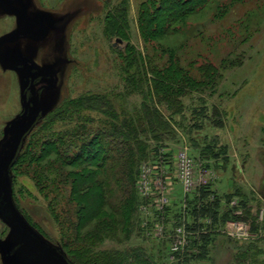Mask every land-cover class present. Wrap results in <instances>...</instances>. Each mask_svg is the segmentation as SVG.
<instances>
[{"label": "rangeland", "instance_id": "rangeland-1", "mask_svg": "<svg viewBox=\"0 0 264 264\" xmlns=\"http://www.w3.org/2000/svg\"><path fill=\"white\" fill-rule=\"evenodd\" d=\"M122 1L0 0V40L11 38L22 22L20 14L4 10L1 5L23 8L28 20L26 26L33 30L34 35L33 38H22L14 44H4L0 48L1 56L14 69L30 70L37 76L45 69L56 78L53 88L43 87L37 90L40 97L38 119L43 114L45 118L66 98L87 93L126 94L120 75L123 66L121 55L130 43L143 50L144 44L137 22L138 9L143 0H124L130 23L127 41L110 37L105 32L107 16ZM230 2L234 4L226 17H214L217 5H228ZM173 44L176 48L181 47L178 54L180 61L196 78H200L198 67L206 64L218 67L221 77L215 89L192 94L184 99L183 113L175 115L171 123L176 139L164 143L166 148L160 147L156 154L141 164L137 179V192L141 200L138 207V227L132 229L130 239L122 240L119 226L118 233H107L95 250L124 249L126 252L136 247L143 248L147 255L155 256L157 264H264V202L258 200L254 203V210L252 208V215L258 224L256 231H253L248 223L250 220L245 217L229 220L247 223L252 229V237L238 240L221 230L216 231L207 255L203 258H200L202 251L196 246L190 247V244L187 249L175 254L171 249L175 243L171 236H175L183 225L189 234L187 238L191 245L194 232L209 228L201 223L206 217L198 223L204 225L201 231L193 229L196 223L188 217L185 216L184 220L183 215L180 219L177 217L185 210L186 203L194 197H201L207 187H211L218 196H225L226 178H232L233 175L237 179L236 184L246 185L243 176L239 180L238 174L236 175L238 169H235V164L238 161L245 160L248 163L245 173L251 184L258 179L255 170L264 168V0H214L206 11L190 20L183 34L177 36ZM223 59H237L241 63L223 68ZM45 81L51 82L52 78L48 74L42 76L35 85V91ZM23 82L21 74L5 69L0 64V143L6 137L8 128L24 112L21 95ZM24 98L32 107L35 101L34 89L28 93L24 91ZM140 103V97L124 95L117 104L121 108L133 110ZM214 108L217 109V114H214ZM163 113L167 119L171 118L166 111L163 110ZM38 119L30 132L40 122ZM27 136L9 169L14 204L29 225L71 264L68 260L71 249H65L61 244L59 223L47 210L32 180L29 177H15L17 173L14 165L28 142ZM151 144L155 145L156 142L152 140ZM179 151L187 152L195 163L197 183L190 193L185 192L179 179ZM144 166L155 168L152 190L148 196L144 195L139 185ZM227 172L229 174L226 176ZM160 175L164 191L158 183L157 176ZM20 188L31 192L32 197L28 193L22 197L18 192ZM162 195L168 199L165 213L154 205L150 209L152 217L146 218L143 206L155 203ZM14 196H17L19 206ZM206 199L212 201L214 196ZM225 201L226 199L223 200V208L228 209ZM235 214H241V210ZM161 221L165 234L158 236L156 228ZM10 233L11 228L0 219V241L8 238ZM76 244L73 243L70 247L74 249ZM241 250H248L245 260L236 257ZM0 264H5L1 253Z\"/></svg>", "mask_w": 264, "mask_h": 264}, {"label": "trees", "instance_id": "trees-1", "mask_svg": "<svg viewBox=\"0 0 264 264\" xmlns=\"http://www.w3.org/2000/svg\"><path fill=\"white\" fill-rule=\"evenodd\" d=\"M213 1L143 0L137 14L143 50L130 43L121 55L120 75L126 94L87 93L66 98L45 118L44 114L39 117L40 122L27 136L28 142L14 165L15 177L32 180L47 210L59 223L61 244L71 249V264H157L155 256L147 255L143 248L126 252L95 248L107 233H118L120 228L122 240L130 239L132 229L138 227L141 200L137 179L141 164L160 147L166 148L164 143L176 139L171 123L175 115L183 113L184 99L217 87L221 77L218 67L199 66L200 78H196L180 61L181 47L173 44L190 20L206 11ZM123 3L107 16L105 32L127 41L130 23ZM230 3L217 5L214 17H226L234 4ZM240 63L237 59L221 62L223 68ZM124 95L138 96L141 103L133 110L121 108L117 103ZM163 110L171 118L167 119ZM217 112L214 108V114ZM18 192L22 197L27 193L32 197L24 188ZM211 195L214 199L207 201ZM242 195L236 192L221 197L207 187L201 197H194L178 214L179 219L183 215L196 223L195 231L204 227L198 224L200 220H212L208 228L212 232L192 239L190 247L202 251L200 258L206 257L213 235L229 220L245 217L253 231L257 230L252 208ZM234 198L238 199L235 206L231 205ZM14 199L19 206L17 196ZM224 199L228 209L223 208ZM239 210L241 214H235ZM73 243H77L74 249L70 247ZM247 254L248 250H241L236 257L245 260Z\"/></svg>", "mask_w": 264, "mask_h": 264}, {"label": "water", "instance_id": "water-1", "mask_svg": "<svg viewBox=\"0 0 264 264\" xmlns=\"http://www.w3.org/2000/svg\"><path fill=\"white\" fill-rule=\"evenodd\" d=\"M26 14V11H24ZM21 27L16 30L11 38L1 39L0 48L6 43L17 41ZM26 35V34H24ZM28 36V35H26ZM32 37V36H31ZM0 64L8 70H13L24 77V71L14 69L0 54ZM49 75L52 81L42 82L35 91L33 106L28 105L24 98L26 87L25 80L22 85L21 95L24 102V112L8 128L6 137L0 143V219L11 228V233L3 241H0V253L5 264H69L66 258L51 246L39 233L34 230L16 208L12 197V183L10 178V166L21 147L27 134L35 125L40 114V97L37 90L51 89L56 78L47 70H41L39 75Z\"/></svg>", "mask_w": 264, "mask_h": 264}, {"label": "built area", "instance_id": "built-area-1", "mask_svg": "<svg viewBox=\"0 0 264 264\" xmlns=\"http://www.w3.org/2000/svg\"><path fill=\"white\" fill-rule=\"evenodd\" d=\"M177 161H178L177 169L179 172L180 182L182 183L185 192L190 193L195 189L196 183H197L196 178H195L194 160L188 155L187 152L182 151L179 154H177ZM154 169H155L154 167L151 168L150 166L143 167V175H142L143 177L141 178L142 180L139 183V185H140L141 190H143L144 195L146 196L150 195V192L152 190V185H153L152 175H153ZM157 174H159V167H157ZM157 178H159L158 183L161 186L160 187L161 190L164 191V187L162 186V183H161L162 176L161 175L157 176ZM159 199L160 198H157V200H155V203L153 202V204H147L143 206L142 211H144L146 218L152 217L150 209L154 205L158 207L159 211H163V214L165 213L164 210H165L166 205L168 204V199L165 196L163 197V195L161 196V199L160 200ZM237 203L238 202L235 199L233 200V202H231V205L235 206L237 205ZM183 217L184 218H182V220L186 219L185 216ZM160 223L161 224L158 225L156 228L158 236H162L165 234L164 224L162 221ZM201 223L210 227L212 225V220L209 217H206L205 221L203 220ZM221 231L227 233L229 236L235 239H238V240L239 239L245 240L253 236V234H251L250 227L248 226V224L242 221H228ZM210 232H212V230L208 231L205 228L201 232H194L195 237H191V238L198 239V237L201 234H204V233L206 234ZM188 235L189 234L187 233L185 226L183 225L181 228H179V231L177 234H175V236H171L172 241L175 242L174 246H172L171 248L174 254L180 250L183 251L187 249L188 244H190L191 246V241L189 243Z\"/></svg>", "mask_w": 264, "mask_h": 264}, {"label": "crops", "instance_id": "crops-1", "mask_svg": "<svg viewBox=\"0 0 264 264\" xmlns=\"http://www.w3.org/2000/svg\"><path fill=\"white\" fill-rule=\"evenodd\" d=\"M235 165V169H238L236 175L238 174L239 180H241L243 176L246 185H242L241 183L236 184L237 179L233 178L235 175H233L232 178H226V194L238 192L239 189L240 194H243L242 197L248 203V206H250V208H253L254 210V203H257V200L264 202V168H261L260 170H255L258 179L255 180V183L251 184L250 180L246 178L245 173L246 169L249 167L248 163L244 160L243 162L238 161V163H236ZM228 174L229 173L227 172L226 176Z\"/></svg>", "mask_w": 264, "mask_h": 264}, {"label": "flooded vegetation", "instance_id": "flooded-vegetation-1", "mask_svg": "<svg viewBox=\"0 0 264 264\" xmlns=\"http://www.w3.org/2000/svg\"><path fill=\"white\" fill-rule=\"evenodd\" d=\"M1 8L4 9V10L5 9H9V11H12L14 13L20 14V16L22 18V22L20 24L21 29H20V32H19L21 34L20 35L21 38H19L18 40H20L22 38H33V36H34L32 34L33 30L32 29L29 30L28 27L26 26V23L28 22V20H27V14H25L23 8H11V7L9 8V7H5V6H2V5H1ZM22 33H24V34H26L28 36H26V35H24ZM17 41H15V42H17ZM12 44H14V42H12ZM28 66L31 67L30 64H28ZM34 73L35 72H31L30 70H25L24 71V80H25V83H26V87H25V92L26 93H28V91L32 92L33 89H34V92H35V85L41 80V77L43 76V75H41V77H40L39 75L37 76Z\"/></svg>", "mask_w": 264, "mask_h": 264}]
</instances>
